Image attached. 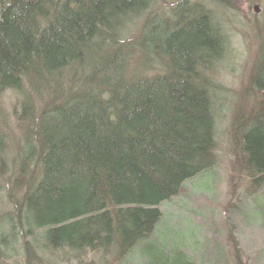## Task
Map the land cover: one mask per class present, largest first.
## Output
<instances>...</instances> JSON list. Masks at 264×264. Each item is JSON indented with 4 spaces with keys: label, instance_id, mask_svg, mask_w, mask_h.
Returning <instances> with one entry per match:
<instances>
[{
    "label": "trees",
    "instance_id": "16d2710c",
    "mask_svg": "<svg viewBox=\"0 0 264 264\" xmlns=\"http://www.w3.org/2000/svg\"><path fill=\"white\" fill-rule=\"evenodd\" d=\"M195 1L0 0V264H205L161 207L211 178L223 108L244 199L264 189V50L234 103L230 2Z\"/></svg>",
    "mask_w": 264,
    "mask_h": 264
},
{
    "label": "rangeland",
    "instance_id": "374dc122",
    "mask_svg": "<svg viewBox=\"0 0 264 264\" xmlns=\"http://www.w3.org/2000/svg\"><path fill=\"white\" fill-rule=\"evenodd\" d=\"M228 1L231 7L228 12L223 14L221 10L213 9L214 21L221 24L229 42V52L217 68L215 81L238 97L234 103L242 105L246 104L242 93L257 51L261 47L264 50V0ZM195 2L202 4L200 0ZM3 102L9 107L15 100ZM227 104L230 101L225 102V107ZM223 109L217 117L216 164L212 176L200 177L197 184L186 183L184 195L164 203L161 211L168 221L165 229L170 228L165 236L172 237L175 231L180 239L186 237L183 251L188 255L199 252L205 264L215 256L226 259L227 264H234L236 255L241 264H263L260 260L264 256V196L261 197L264 189L255 193L253 199H244L247 182L239 178L232 166L229 115L228 110L226 114ZM241 215L246 216L248 227ZM191 236L199 244L192 240L188 243ZM204 245L208 246L207 250L203 249Z\"/></svg>",
    "mask_w": 264,
    "mask_h": 264
}]
</instances>
